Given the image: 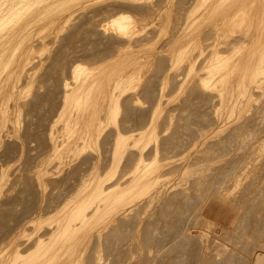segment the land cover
Segmentation results:
<instances>
[{
	"label": "bare ground",
	"instance_id": "6f19581e",
	"mask_svg": "<svg viewBox=\"0 0 264 264\" xmlns=\"http://www.w3.org/2000/svg\"><path fill=\"white\" fill-rule=\"evenodd\" d=\"M60 1L0 0V181L12 186L1 184L0 264H264V141L252 132L264 129V6L177 0L171 36L165 20L170 37L164 29L167 41L152 46L165 26L149 20L165 0L89 10L92 0H69L57 17L40 15ZM47 18L73 22L63 41L79 36L84 46L76 64L55 54L42 83L32 73L42 60L32 31ZM141 45L155 48L145 55L154 74L141 68ZM65 61L71 79L62 73L55 92L50 76ZM44 102L62 107L64 120L44 115L31 128L26 119L17 134L13 114ZM70 153L79 158L60 179ZM214 208L227 226L215 223Z\"/></svg>",
	"mask_w": 264,
	"mask_h": 264
},
{
	"label": "rangeland",
	"instance_id": "374dc122",
	"mask_svg": "<svg viewBox=\"0 0 264 264\" xmlns=\"http://www.w3.org/2000/svg\"><path fill=\"white\" fill-rule=\"evenodd\" d=\"M63 1H64V2H63ZM66 1H69V0H62V2H63L64 4L66 3ZM75 1H77V0H74V1L71 0V1H69V3H71V4L74 6ZM161 1H162V0H161ZM170 1H171V4H170V5H168V4L170 3L168 0H167V1L165 0V2H164V1L161 2V3H160V8H159L160 10L158 9L159 11L157 10L156 13L154 14V16H153L152 18H150V20H149V24L152 23V24H151L152 27L148 24L149 27H151V28H153V27L155 28V26H156V28H157V27H159L161 24H163V27H164V26H165V24H164V23H165V20H166V23H167V21L170 22V23L168 22L169 24L167 23L168 26H169V28L167 27V25H166L164 28H162V27L160 26V27H161V28H160L161 30L158 29V28H157V29H158V30H157V29L155 28V29H156V33H158V34H155L153 38H155L154 40H157V39L159 38V40L157 41V43H155L156 41L154 42L153 38H151L149 41L146 42V43H148V42H150V41L153 40V41L151 42V43L153 44V45L151 44L152 46H156L157 44L159 45V43H158L159 41H160V43H161V42H164L165 39L168 40V37L171 36V33H172L171 31H172V30H171L170 26L172 27V24H171V21H170V20H173L174 15H172V13H173V12H177V10L179 9V6H177V4H176V1H177V0H173V2H174L175 5H176V8H174L175 5H174V3L172 2V0H170ZM255 1H257V2L260 1L259 4H257V2L253 3V4H254V5H253L254 8L257 7L256 4L259 5V6L257 7V10H256V9H252V10H255V13H256V12L259 10L258 8H259L260 6H261V7L264 6V0H255ZM262 1H263V3H262ZM72 2H73V3H72ZM77 2H78V1H77ZM91 2H92V3H91ZM91 2L88 1V2H87L88 4L84 3V4H86V6L84 5V6L86 7V8H85L86 10L92 9V7L94 8L95 6H97V4H98V5H99V4L101 5L102 2H103V3L105 2V0H100V1L95 0V2H94V0H92ZM96 2H99V3H96ZM166 2H167V4H166ZM94 3H95V4H94ZM163 3H164V4H163ZM44 4H46V2H45ZM59 4L61 5V1L59 2ZM59 4L57 3V4L55 5V7H53L54 5H50V7H49V6H48V7H46V6L44 7V6H43L45 9L47 8L46 10H43V11H46V12H45L46 14L43 13V11H42V12L40 13V15H41V14H42V15L44 14V19H45L46 15L48 14V11H49V12L52 11L53 13H50V14H51L50 16L53 17V14L55 15V14H56L55 11L57 10V11H58V12H57V15H55V16L57 17L58 14L61 12V10H63V9L61 8L62 5H64V4H62V5L60 6ZM75 4H77V3H75ZM92 4H94L95 6H94V5L92 6ZM165 4H166V5H165ZM261 4H263V5H261ZM58 5H59V6H58ZM77 5H78V4H77ZM77 5H75V6H77ZM82 5H83V4H82ZM87 5H88V6H87ZM173 5H174V7L171 8L170 6H173ZM246 5H247V4H245L244 6L249 8V4H248L247 6H246ZM41 6H42V5H41ZM51 6H52V7H51ZM56 6H58V8H57ZM73 6H72V8H75V7H73ZM90 6H91V8H90ZM162 6H163V7H162ZM43 7L41 8V10L43 9ZM63 7H64V6H63ZM245 7H243V8L245 9ZM49 8H50V9H49ZM87 8H89V9H87ZM161 8H162V9H161ZM173 8L175 9V11H174ZM177 8H178V9H177ZM243 8H242V10H243L242 12H243L244 16H245V14H246L247 12L250 13V11H245ZM248 8H246V10H250V9H248ZM263 8H264V7L260 8L261 11L259 10V12H258L259 14L257 15V18H258L260 15H261V17H263V15H262V14H264V11H263L264 9H263ZM60 9H61V10H60ZM170 9L173 10V11H171ZM41 10H40V11H41ZM59 10H60V11H59ZM169 10H170V11H169ZM77 11H78V13H79V10H77ZM77 11H76V13H77ZM168 11H169V12H168ZM180 11H181V9H180ZM244 11H245V13H244ZM260 12H261V13H260ZM249 13H247L246 16H248ZM169 14L172 15V16H170ZM243 14H242V17L244 18ZM48 15H49V14H48ZM50 16H49V17H50ZM73 16H77V15H75V12H74V14H71V19L69 18L68 20H69V21H70V20L73 21V19H72ZM246 16H245V18H246ZM79 17H80V16L76 17L77 20H75V23H74V24L77 25V23H79V22H78ZM98 17L100 18L101 16L99 15ZM170 17H171V18H170ZM261 17H260V19H261ZM74 18H75V17H74ZM80 18H81V17H80ZM101 18H104V17H101ZM162 18H163V19H162ZM167 18H168V19H167ZM169 18H170V19H169ZM38 19H39V18H38ZM41 19H43V17H41L40 20H41ZM157 19H158V20H157ZM258 19H259V18H258ZM40 20H38V22H35V23H34V24H35L34 27H36V24L38 23L37 25H38V30H39V32H38L37 30L35 31V29H36V28H35V29H34L35 32L33 33V31H32V34H33L32 37L36 36L37 39H40V38H41V40H38V42H39V41H40V42H41V41H42V42L44 41L43 44H41V43L39 42L40 44L38 43V47H37V44H36V46H34V50H36V51H34V53L38 56V57L36 56V57L38 58V61L42 59V60H41L42 64H41V62L39 61L40 63H39V62H38V63H39L40 65H39V64L35 65V66H36V67H34V68H35V71L32 69V73L35 72V73H34V74H35L34 76L37 78L36 80L39 79L41 82H42V81L45 82V81H44V80H45L44 75H45L46 70H47L46 66L49 65L48 63L50 62V60L52 59V57H54L55 54L60 53V51H61V53H64L65 55H67V54L70 53L69 55H67V57H66V61H67L68 59H70V60L72 59V60H73L72 64H73V63L76 64V63H77V59H81L80 57L76 58V57L78 56V55H75V54H77L76 51L79 50V49H81L82 46H84V44H83V42H82V40H81V37H79V36H77V37L75 36V37L72 39L73 41H72L71 43H70V42H64V41H63L64 33H65V32L67 33L68 31L72 30V29H70V28L74 25V24H73L74 21L72 22V25H71V22H70V24L68 23L69 21H68V22H67V21H63V23L61 22L62 24H61L60 22L58 23L59 20H58L57 22L55 21V22L57 23V24H55L56 26L52 24V26L55 27V28L52 29V30H50L49 28H50V27L53 28V27L50 26V23H47V22H48V21H47L48 18H47L44 22H42V21H43V20H42L41 23L39 24ZM81 20H82V18H81L79 21L81 22ZM153 21H154V22H153ZM159 21L161 22L160 24H158ZM163 21H164V23H163ZM256 21H257V20H255V22H256ZM45 22H46L48 25H47ZM65 22H66L67 24H66ZM103 22H104V21H103ZM259 22H260V23H259ZM263 22H264V21L258 20V23H257V22H256V23H257V24H260L259 26H264V23H263ZM154 23H156V25H155ZM256 23H254L253 26H252V27L250 26V27H251V28H254V26H255ZM262 23H263V24H262ZM43 24H44V25L46 24L45 27H47V28H45V27H44V28L47 29V30L49 29L50 32H49V31L46 32V30H45V29L43 28V26H42ZM59 24H60L61 26H59ZM257 24H256V26H257ZM62 25H64V26H62ZM65 25H67V26H65ZM148 25H146L145 27L147 28ZM154 25H155V26H154ZM39 26H41V29L39 28ZM57 26L62 27L61 30L59 29V27L57 28ZM245 26H246V25H244L243 28H244L245 30H247V26H246V28H245ZM48 27H49V28H48ZM63 27H64V28H63ZM65 27H66V28H65ZM68 28H69V29H68ZM72 28H73V27H72ZM166 28L170 29V30H169L170 32L167 31L168 29H166ZM251 28H250V29H251ZM58 29H59V31H58ZM66 29H67V30H66ZM155 29H154V31H155ZM162 29H163V32H162ZM164 29L166 30V33H167V34H168V32H169L170 36H169V34L166 36V33H165ZM244 29H243L242 32H245ZM54 30H55V31H54ZM159 30L161 31V33H160L161 35H159V32H158ZM41 31H42V32H41ZM51 32H52L53 34H52V35H49V33H51ZM57 32H58V33H57ZM36 33H38V35H37ZM44 33H46V34H44ZM55 33H56V35H55ZM66 33H65V34H66ZM163 33L165 34L164 36H166L165 39L162 38V37H164V36H163ZM40 34H42L41 36H43V38L45 37L44 40H42V37H39ZM47 34H48L47 38H48L49 36H50V37L52 36V37L46 39V35H47ZM156 35H157L158 37H157ZM53 36H54V37H53ZM155 36H156V37H155ZM38 37H39V38H38ZM59 38H61V39H59ZM78 38H79V39H78ZM156 38H157V39H156ZM161 38H162V39H161ZM160 39H161V40H160ZM46 40H47V41H46ZM79 40H81V41H79ZM167 40H165V41H167ZM49 41H50V42H49ZM80 42H81V43H80ZM76 43H78V44H77L78 46H77V45H74V44H76ZM71 44H72V45H71ZM80 44H81V47H79ZM82 44H83V45H82ZM147 45L150 46L149 43H148ZM147 45H146V48L148 47ZM57 46H58V47H57ZM64 46H65V47H64ZM76 46H77V49L72 50V49H73L74 47H76ZM141 46L143 47L144 45H141ZM141 46L138 48V50H139V51H141V50L146 51L145 53H144L143 51H142V52H139V54L141 55V56H140L141 64H142V65H141V68H142V70H144V71L147 69V71H146L145 73H148V74H149V72L154 71V69H153V68H154V60H152V57L149 56L148 59L150 58V59H149L150 61H149V60L146 61V60H147V59H146L147 57H145V55L147 54V56H148V54L151 53V52H148V51H153L152 49H153L154 47H152V49H150V48H151V46H150V48H149V49L147 48L148 50H146L145 47H143V49H142ZM35 47H36V48H35ZM71 48H72V49H71ZM144 48H145V49H144ZM69 49H70V50H69ZM154 49H155V48H154ZM62 50H63L64 52H63ZM65 51H67V54H66ZM73 53H75V54H73ZM64 54H63V55H64ZM71 55H72V56H71ZM68 56H71V57L69 58ZM142 56H143V58H144V57H145V58H144V59L141 58ZM39 57H41V59H39ZM45 57H46V58H45ZM72 57H73V58H72ZM44 59H45V60H44ZM70 60H69V62H70ZM151 60H152L153 62H152ZM66 61H65V64L67 63ZM80 61H81V60H79V62H80ZM79 62H78V63H79ZM147 62L149 63V65H147V64H148ZM151 62L153 63V65L151 64ZM82 63H83V62H82ZM45 64H46V66H45ZM47 64H48V65H47ZM68 64H69V63H67V65H64V66L62 65L63 67L61 66V68H59L60 71H59V69L56 71L57 73H60V72H61L60 74L57 75L56 72H53V73L51 74L52 76H50V81H51V83H50V87H51V89H53V90L56 89L55 92H57V89H58L57 85L59 84L58 82H60V81H58V80L64 78V76H65V74L67 73V71H68V73H69V72L71 73V71H70L71 66L68 68ZM75 64H74V65H75ZM145 64H146L147 66H151L150 69H152V70L148 72V69H149V68H147ZM58 65H59V64H58ZM69 65H71V62H70ZM72 66H73V65H72ZM37 67H38V68H37ZM143 67H144V68H143ZM62 68H63L64 70H63ZM67 68H68V69H67ZM45 69H46V70H45ZM61 69H62V70H61ZM66 69H67V70H66ZM142 70H141V71H142ZM42 71H43V72H42ZM58 71H59V72H58ZM38 73H39V74H38ZM62 73H64V74H62ZM70 73H69L68 75L66 74L64 80L67 78L66 81H70V80H68L69 78L71 79V74H70ZM61 74H62V75H61ZM150 74H154V72H152V73H150ZM150 74H149V75H150ZM40 75L43 76V77H41ZM60 75L62 76V78H61ZM59 76H60V79H59ZM38 77H39V78H38ZM51 77H52V78H51ZM41 79H42V80H41ZM51 79H52V80H51ZM55 80H56V83H58V84H56V83L54 84V83H53ZM47 81H49V80H47ZM50 81H49V82H50ZM43 82H42V83H43ZM52 83H53L54 85H56V86L53 87L54 85L52 86ZM25 89L28 91V88H25ZM27 91H26V92H27ZM41 91L43 92V91H44V88H42ZM42 92H41V93H42ZM44 92H46V91H44ZM44 92H43V93H44ZM52 93H53V91H52ZM175 93H176V92L171 93L172 95L170 94V97H171V96H172V97L175 96V100H177L179 94L176 93V95H177V96H176V95H174ZM173 95H174V96H173ZM172 100L175 102L174 98H172ZM172 100H171V101H172ZM173 101H172V102H173ZM56 102H57V100H56ZM56 102L53 100V103H56ZM57 105H58V104H57ZM49 106H51V105H50V104L48 105V103L44 102V103L41 105V108H39L37 111L33 112L32 114L30 113V115H29V113L26 115L27 112H26L24 109L22 110L21 108H19V109H21V111L18 109V110H17L18 112H16V113L13 114V116H12V120H18V122H19L20 124H22V121H23V120H26V119L29 120V119H30L29 121L33 123V126H32V124H29V126H30L31 128H34L35 125L37 126L36 123H38V122L35 121V120H39V119L42 120V119H41V116L44 117V115H46V118H47V116H48V119H49V120H51V119H52V120H57L59 116H60L61 119H58V120H64V119H62V115L59 114V113H61L60 111H62V109H61L62 107H59L60 109L58 108V110H60V111H58V113H57L56 109H54L53 106H51L50 108H49ZM55 106H56V105H55ZM55 108H57V107H55ZM223 108H224V107H223ZM223 108H222V110H223ZM53 109H54V112L52 111ZM48 110H49V112H48ZM14 111H16V110H13V112H14ZM222 112H223V114H224L225 109H224ZM55 113H56V115H58V117L55 115ZM119 113H120V112H119ZM17 114H18V115H17ZM33 114H34V115H33ZM31 115H32V116H31ZM38 115H39V116H38ZM119 115L122 116L121 113H120ZM51 116H52V117H51ZM27 117H28V118H27ZM32 117H33V118H32ZM53 117H54V118L57 117V118L53 119ZM223 117H226V116L223 115ZM16 118H17V119H16ZM22 118H23V119H22ZM117 118H118V115H117ZM119 118H121V117H119ZM19 120H20L21 122H20ZM33 120H34L35 122H33ZM30 122H29V123H30ZM58 122H60L59 124H62V121H58ZM19 123H17V126L19 125ZM23 123H24V122H23ZM34 123H35V124H34ZM59 124L57 123V125H58L57 127L60 128V129L58 128L57 132H58V131H59V132H58L57 134H60V133H61V127H60L61 125H59ZM22 126H23V124L20 125V128H21V129H19V126H18V129H17L18 131L16 130V133H17V134L20 133V132L22 131ZM252 132L255 133V134H256V132H257L258 134L260 133L259 135L256 134V135L258 136V139H257V140L260 141V140L262 139V140L264 141V129H260L259 131L256 130L255 132H254V130H253ZM250 133H251V132H250ZM262 137H263V138H262ZM260 138H261V139H260ZM259 139H260V140H259ZM262 140H261V141H262ZM66 155H67V157H66L67 159L64 158V156H66ZM68 156H69V157H68ZM77 156H78V155H77ZM77 156H76L75 154H71V153H70L69 155H68V154L63 155V156H62V157H63V158H62V162H64V161L66 160V161H65L66 163L64 162V165H63V163H60V164L57 165L58 168L55 167L54 170H57L56 173H55V175L57 176V172H59L58 169L60 168L59 165L62 164V165H63V168H62V166H61L62 169H60L61 171H60V173H58V175H59V174H60V175L57 176L58 178H60V176H62V177L60 178V179H62L63 176H65L66 173L68 172L67 170H69V169H71L73 166H75V163H76L77 159L79 158V157H77ZM64 159H65V160H64ZM63 160H64V161H63ZM11 162H13V163H11ZM11 162L9 161L10 165L13 164L14 167H15L16 169H18V171L20 170L19 172L22 173V170H23L24 167H22L21 163H20L19 161H17L16 163H15V161H11ZM9 163H7V164L9 165ZM17 163H18V165H17ZM21 167H22V168H21ZM66 167H67V168H66ZM65 168H66V170H65ZM64 170H65V171H64ZM18 171H17V172H18ZM66 171H67V172H66ZM64 172H66V173H64ZM61 173H63V175H61ZM19 174H20V173H19ZM56 176H55L56 179H55V178H54V179H55V180H59ZM2 180H4V178H2L1 181H2ZM5 180L7 181L6 177H5ZM5 180H4V182H5ZM1 181H0V187H1V184H2V186H4V187H3V188H4V191L7 190L6 188L9 189V187H10L11 185L9 186L8 183H10V182H8V181L5 182V183L7 184V185H6V184H4V183L1 182ZM10 184H11V183H10ZM5 186H6V188H5ZM8 186H9V187H8ZM17 186H18V185H17ZM17 186H15L16 188L13 187V191H12V192L15 193V192L18 190L17 188H19V186H18V187H17ZM11 187H12V186H11ZM3 188L1 187V189H0V191L2 190L1 193H0V194H2V196H3V194H4V192H3ZM49 188H50V187H46V189H47L46 191L50 190ZM2 196L0 197V200H1ZM211 214H212L211 217L213 218V220L215 221L216 224H218L219 226H224V227L227 226V224H226L227 220L224 221V219L221 218L220 215H218V212H217V209H216V208L213 209V211L211 212ZM214 217H216V218H214ZM222 220H223V221H222ZM220 243H221V244H224V246L227 245V244L224 243L223 241H220Z\"/></svg>",
	"mask_w": 264,
	"mask_h": 264
}]
</instances>
